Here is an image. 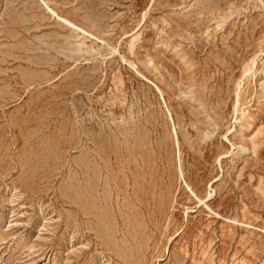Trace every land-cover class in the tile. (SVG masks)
<instances>
[{
	"label": "rangeland",
	"instance_id": "374dc122",
	"mask_svg": "<svg viewBox=\"0 0 264 264\" xmlns=\"http://www.w3.org/2000/svg\"><path fill=\"white\" fill-rule=\"evenodd\" d=\"M0 264H264V0H0Z\"/></svg>",
	"mask_w": 264,
	"mask_h": 264
}]
</instances>
